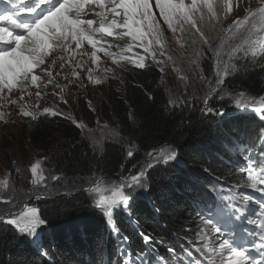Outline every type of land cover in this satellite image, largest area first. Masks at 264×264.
<instances>
[{"label":"snow or ice","instance_id":"1","mask_svg":"<svg viewBox=\"0 0 264 264\" xmlns=\"http://www.w3.org/2000/svg\"><path fill=\"white\" fill-rule=\"evenodd\" d=\"M7 5L5 11L0 13V108L4 107L5 100L8 104H17L20 114L30 117L32 121H37L41 116H63L76 124L82 132L87 131L94 149L99 148L102 152V140L91 135L94 130L89 129L83 121L77 122L71 115L52 108L39 111L38 103H22L24 96L35 95L38 99L41 98V91L33 94L30 88L35 86L39 89L38 81L42 80H46L45 87L47 84H55L62 89L67 87L68 85H59L52 76L51 69L56 61H63V68L65 63L71 64L78 54L87 56L99 67L98 52L112 58L118 66H121L122 61H127L137 68L145 69L148 67L145 61L151 59L163 73L171 65L179 74V80L183 82L184 91L187 92L190 85L185 73L192 69L176 66L178 59L183 65V52L180 57L170 54L167 29L180 49L199 45L193 49V58L189 60V64L196 67V82L203 92L199 99L206 115H224L210 105L209 101L213 98L220 101L229 99L237 109H251L264 121V95L229 90L226 84L228 77L240 72L249 74L257 69L264 72V62H259L264 59V0H7ZM154 8L158 9V13ZM22 13H27L29 18H23L20 15ZM234 13L238 15L228 22ZM163 25H166V29ZM105 37L113 39L108 41ZM126 39V44L118 43ZM85 43L90 49L79 51L84 48ZM113 45L120 48V51H109ZM137 47L143 49L144 55L136 53V58L125 55ZM205 50L211 53L213 61L212 79L205 76L200 68ZM57 51L68 55H60L49 61L47 58ZM45 63H48V67L42 68ZM83 65V61H77L73 65L72 75L78 77L76 68H83ZM37 68L40 69V74L35 72ZM93 71L92 68L88 69V80L94 84L102 83L103 80L93 76ZM103 71L109 73L113 69L104 68ZM163 82L162 77L161 83ZM68 83L71 84L72 81ZM14 90L21 93L15 99L11 98ZM60 100L66 103L62 96ZM178 101L179 98H170L168 103L175 105ZM31 108L37 110L32 111ZM5 117L6 114L0 111V120L7 123ZM103 127L107 128L108 125ZM111 134L113 138H120L119 131L115 129L111 130ZM258 139L264 140V128L259 130ZM135 148L134 143L129 144L126 158L134 156ZM146 157L145 163L128 175L123 174L124 164H121L117 179L105 177L96 171L85 178L88 186L83 191L87 193L89 202L101 214L110 235H114L124 245L130 242V237L121 232L117 217H126L138 227L132 207L141 194L147 195L151 189L148 170L157 165L179 162V152L171 145L153 148L146 153ZM243 160L240 170L247 181L245 186L264 196V148L261 149L259 160L250 154H245ZM41 165L42 161L37 160L28 169L33 187L27 191L17 189L15 185L10 186L7 177L0 180V225L10 227L20 237L30 239L37 251L47 256L41 243V232L49 224V220L39 207L29 206L27 201L44 198L41 189L46 191L47 180L59 181L63 177L51 174L46 177ZM16 171L19 173L20 169ZM253 201L264 213V199H255L251 195L241 197L242 205ZM229 210L236 220H246L253 225L252 229L244 228L242 231L247 236L260 240L258 248L255 244L252 245V248L261 253L260 260L251 256V249L247 246L249 241L244 235L240 236L238 242L235 230H226L218 221L201 215L205 228H201L198 233L202 243L196 251L203 260L192 259L193 254L187 248L177 251L170 246L167 247L168 255L165 256L152 246L155 237L139 231L138 234L149 246V250L137 256L135 261L125 260L121 264H184V258L188 259V264H264V215L242 216V209L231 204ZM154 211L158 213L160 209L155 208ZM157 243L163 245L164 242ZM122 255L127 256L128 253L125 251Z\"/></svg>","mask_w":264,"mask_h":264},{"label":"trees","instance_id":"2","mask_svg":"<svg viewBox=\"0 0 264 264\" xmlns=\"http://www.w3.org/2000/svg\"><path fill=\"white\" fill-rule=\"evenodd\" d=\"M203 66L213 72L208 60ZM226 84L229 90L263 95L264 72L259 69L249 74L240 72L228 77ZM168 101L158 69L126 65L118 79L109 81L105 98L93 100L94 108L81 94L77 95L79 111L89 126L94 125L99 115L120 133V140L106 143L102 152L83 139L80 130L64 117L41 116L32 121L28 128L31 146L43 157L46 168H53L57 175L65 177L66 187L43 191L44 198L30 202L49 220L41 232V243L48 255H41L30 239L0 225V264H47L46 260L49 264L135 261L149 250L139 231L155 237L152 246L165 256L169 246L177 251L200 247L198 233L205 228L201 215L214 219L216 183L226 184V191L236 185L244 189L247 184L236 167L238 163L228 159L229 146L241 142L249 132L256 136L264 121L253 114L244 121L236 116L232 122L224 117L231 104L215 98L209 104L222 111V116L206 115L200 99L179 100L175 105ZM130 143L136 146L134 156L126 158ZM168 145L178 150L179 162H174L175 168L161 164L148 170L151 189L147 195L141 194L132 207L138 227L126 217H117L121 232L130 237L127 245L121 244L110 235L101 214L89 202L83 191L88 186L85 178L93 171L115 177L121 172V164L125 173L151 149ZM9 146L4 137L0 154ZM19 182L15 177V187L27 191L29 182L25 186ZM155 208L160 211L155 212ZM158 241H163V245ZM125 251L127 256L122 255Z\"/></svg>","mask_w":264,"mask_h":264},{"label":"rangeland","instance_id":"3","mask_svg":"<svg viewBox=\"0 0 264 264\" xmlns=\"http://www.w3.org/2000/svg\"><path fill=\"white\" fill-rule=\"evenodd\" d=\"M154 11L158 13V9L154 8ZM236 15H238V13H234L228 22H231V19H234ZM157 18L160 19L159 16ZM163 27L166 29V25H163ZM166 35L169 37L170 54L173 55L174 57H180L181 53L178 52L172 53V51L180 49L179 46L172 40V33L170 31H167L166 29ZM105 39L108 41H112L113 38L105 37ZM127 42L128 41L126 39L123 41H119L118 43L126 44ZM73 47H75V45H73ZM105 47H108V45L105 44ZM198 47L199 45L187 46L188 53L183 54V61H184L183 65L180 64L179 59L177 60L176 66H180L185 69L190 67L192 69L191 71L185 73L189 77L188 83L190 85L187 92L184 91L183 82L179 80V74L173 70V66L169 65L168 67L165 68V72L162 73L164 82L161 84L169 99L179 98V100L192 101V100H198L199 97L203 95L200 86L196 82V67L195 65L189 64V60L193 58V49ZM88 49H90V46L87 45V43H85L84 48L80 49L79 51L83 52ZM181 50H185V49L183 48ZM109 51L119 52L120 48L113 45L111 48H109ZM136 53L140 55H144L143 49L138 47L133 48L131 52H126L125 55L132 58H136L134 56V54ZM60 55H68V54L57 51L54 52L53 55L51 57H48L47 59L50 61L52 58ZM97 55L100 57L99 67H97L96 64H93L92 61L89 60L87 56H81L78 54L72 60L71 64L65 63L63 68H61V63L64 62L57 60L55 66L51 69L52 76L55 77V81L59 85L61 86L68 85V86L62 89L61 87H56L55 84H47V87H45L46 80L38 81V83L40 84V88L37 89L35 86H32L30 88V91L33 94L38 90L41 91V98L38 99L35 95H32L31 97L25 95L22 103H26L28 105H35L38 103L39 111H42L45 108H52L65 115H71L72 117H74V119L77 122L83 121V123L86 124L78 108V104H77L78 93H80L83 97L90 100H94L97 97L105 98L109 81L118 78L120 68L124 67L125 64L126 65L130 64L127 61H122L121 66H118L116 63L113 62L112 58L106 56L103 52H98ZM161 59H166V57H161ZM205 60H208L213 65V61L211 59V53L208 52L207 50H205V56L200 64V68L203 70L205 76H207L209 79H212L213 72L207 71L206 68L203 66V62ZM77 61L84 62L83 68H76V71L79 73L78 77L72 75L73 65H75ZM261 61L264 62V59H261ZM145 63L148 65V67L149 66L157 67V65L154 64L151 61V59L146 60ZM41 67L42 68L48 67V63H45ZM89 68L94 69L93 76L103 80L102 83L94 84L88 80ZM104 68H111L113 69V71L109 73H105L103 71ZM35 72L37 74H40V69L39 68L35 69ZM57 73L60 74L57 75ZM105 76H107L108 78L104 79ZM65 77H67V79ZM70 80L72 81L71 84L68 83ZM45 93H47V95H45ZM20 94L21 93L19 91L14 90L11 93V98L15 99L19 97ZM60 96L63 97V100L66 101V103L60 100ZM222 102H224L225 104H231L229 110L225 111L224 117L227 119H231L232 122H235L236 116H241L240 118L244 121L245 120L244 113L247 111H248L247 114L249 113L250 115L251 112L254 113L251 109L248 110L237 109L229 99H226ZM3 104L4 107L0 108V111L6 114L5 118L7 119L8 122L5 123L3 120H0V144L5 137L10 143V146L8 149H6L0 154V180H3L5 177H7L9 179V183L11 186L15 184V177H18L20 181L19 184L21 186H25L29 182L28 189H31L33 187L30 184V180L32 177L28 169L37 160L42 161L41 167L45 169L46 177L49 176L50 174L57 175V173L53 168L45 167L43 157L39 155V153H37V151L34 150L33 147L31 146L30 135L28 132V128L30 127V124L32 122L31 118L24 117L23 115H21L17 104H8L6 100L3 101ZM30 110L36 111L37 109L31 108ZM68 121L72 123L71 120L68 119ZM97 121H99V124H97ZM105 124L107 123L100 116H97V119L95 120L93 126H88L86 124L89 129L94 130V132L91 135H93L97 140H102L103 148L105 144L108 142L117 143L120 140V138L119 139L113 138L111 134V130L113 129L117 130V129L115 127L109 126L108 124H107L108 127L105 128L103 127ZM80 133L82 138L86 139L89 142V144L93 146L92 140L88 138L90 134L87 133V131L82 132L81 130ZM95 149L97 151H100L99 148H95ZM146 159L147 157L145 156V158L136 165V168H133V166H131L128 169V171L123 174L128 175L129 172L132 173L136 172L137 169L142 164L145 163ZM164 166L168 168H175L174 162ZM16 169H20V172L17 173ZM112 178L117 179V175ZM47 185L48 187L46 190L54 192L61 188L66 187V179L65 177H63L59 181L47 180ZM41 191H45V190L41 189ZM34 200L36 199L32 198L27 201L29 206L34 207L33 205H30V202ZM45 263L49 264L47 260L45 261Z\"/></svg>","mask_w":264,"mask_h":264},{"label":"bare ground","instance_id":"4","mask_svg":"<svg viewBox=\"0 0 264 264\" xmlns=\"http://www.w3.org/2000/svg\"><path fill=\"white\" fill-rule=\"evenodd\" d=\"M185 50H181V49H177V50H175V51H172V53H181V52H183V54H187L188 52H187V49L186 48H184ZM161 76H162V73H161Z\"/></svg>","mask_w":264,"mask_h":264}]
</instances>
